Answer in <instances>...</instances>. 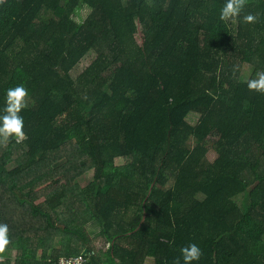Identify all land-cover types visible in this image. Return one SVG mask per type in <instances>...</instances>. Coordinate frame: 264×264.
<instances>
[{
    "label": "trees",
    "instance_id": "obj_1",
    "mask_svg": "<svg viewBox=\"0 0 264 264\" xmlns=\"http://www.w3.org/2000/svg\"><path fill=\"white\" fill-rule=\"evenodd\" d=\"M225 3L0 0V115L9 88L32 100L26 138L0 145L1 264L86 251L91 264H183L191 243L193 264H264V94L245 83L264 71V0L234 27Z\"/></svg>",
    "mask_w": 264,
    "mask_h": 264
},
{
    "label": "clouds",
    "instance_id": "obj_2",
    "mask_svg": "<svg viewBox=\"0 0 264 264\" xmlns=\"http://www.w3.org/2000/svg\"><path fill=\"white\" fill-rule=\"evenodd\" d=\"M246 3L247 0H226L220 11V20L226 23L234 21L240 16ZM256 20L257 17L253 14L243 16V22L246 24H252ZM239 70L238 65L233 66L232 73L234 78ZM245 83L249 91L264 94V71H258L255 78L249 79ZM27 96L28 90L23 85L7 90L5 107L3 114L0 115V145H6L13 139L19 143L26 138L24 121L20 113L26 107ZM10 243L9 227L7 224L0 223V259H3V254ZM180 252L183 264H193V262L199 261L203 254L200 247L195 243L182 247ZM82 259V257L70 258L68 264H72L73 260L76 261V264H80ZM61 264H64V258H61ZM173 264H180V258L175 259Z\"/></svg>",
    "mask_w": 264,
    "mask_h": 264
},
{
    "label": "rangeland",
    "instance_id": "obj_3",
    "mask_svg": "<svg viewBox=\"0 0 264 264\" xmlns=\"http://www.w3.org/2000/svg\"><path fill=\"white\" fill-rule=\"evenodd\" d=\"M89 14H90V10H89V9H87V10H86V9H82V10H80L79 13L76 15L75 20H76L77 22H83V21H85V20L87 19V17L89 16ZM236 24H237V23H236V19H235L234 21H230V26H231V27H234ZM9 27H10V26H9ZM9 27H8V29H9ZM8 29L5 31L4 34H6V32L8 31ZM4 34H3V35H4ZM136 38H137V40H138L139 43H143V41H144V34H143L142 32H140V33H138V34L136 35ZM201 43H202V44L204 43V37H203V36H201ZM96 58H97V53H96V52H92V53H90V54L87 56V58L84 59L83 62H82V63H81V64H80L75 70L72 71V77H74V78H78V77H79V76L85 71V69H86L87 67H89V66L93 63V61H94ZM243 75H244L245 78H249V76H250V68H249V67H245V68H244V73H243ZM31 104H32V100L30 99L29 96H27V97H26V106H29V105H31ZM188 121H189V123L192 124V125L197 124V122H198V115H196V114L191 115V116L188 118ZM63 122H65V118H64V117L61 118L60 121H58V124H62ZM195 144H196L195 141H193V142L191 143V145H195ZM118 163H120V161H118ZM90 175L92 176L91 173H90ZM79 182L81 183V185H82L83 187H86V186L88 185V184L86 183V182H87V179H80ZM74 183H75V182H74ZM72 185H73V184H71V186H72ZM236 200H237V202H238V204H239L240 206H243L244 202L246 201V197H245L244 195H241V196H239ZM90 231H91L90 229H89V230H87V229H82L80 232H82L83 234H86V235L89 237L90 233H92V232H90ZM90 239H92V235H91V238H90ZM93 239H94V237H93ZM94 246H95L97 249L102 248V247H105V245H104V241H103L102 239H98V240H96ZM18 247H19V244H16L15 247H14V250H17ZM7 256H10V253H7V254H6L5 256H3V257H7ZM3 261H4V259H0V264L3 263Z\"/></svg>",
    "mask_w": 264,
    "mask_h": 264
},
{
    "label": "built area",
    "instance_id": "obj_4",
    "mask_svg": "<svg viewBox=\"0 0 264 264\" xmlns=\"http://www.w3.org/2000/svg\"><path fill=\"white\" fill-rule=\"evenodd\" d=\"M75 257H82L83 259L80 261V264H91V259L89 257H87L86 255H81V256H75ZM73 258V257H70ZM70 258L64 257V264H68V260ZM59 264H61V260L59 262ZM72 264H76V261L73 260Z\"/></svg>",
    "mask_w": 264,
    "mask_h": 264
},
{
    "label": "crops",
    "instance_id": "obj_5",
    "mask_svg": "<svg viewBox=\"0 0 264 264\" xmlns=\"http://www.w3.org/2000/svg\"><path fill=\"white\" fill-rule=\"evenodd\" d=\"M71 184H74V182L70 183V185H71ZM83 229H87V230L90 229V230H91L90 232L93 231L91 228H83ZM81 230H82V229H81ZM80 233L83 234L82 232H80ZM94 233H95V232L90 233L89 237H88L86 234H83V235L87 238L88 241H91V242H92V241H93V237L95 236ZM91 235H92V239H90V238H91ZM119 243H120V242H119ZM105 244H106V243H104V245H105ZM122 245L125 246V247H129V245L126 244V243H123Z\"/></svg>",
    "mask_w": 264,
    "mask_h": 264
},
{
    "label": "water",
    "instance_id": "obj_6",
    "mask_svg": "<svg viewBox=\"0 0 264 264\" xmlns=\"http://www.w3.org/2000/svg\"><path fill=\"white\" fill-rule=\"evenodd\" d=\"M87 253H88V251H86V252L84 253V255H87Z\"/></svg>",
    "mask_w": 264,
    "mask_h": 264
}]
</instances>
